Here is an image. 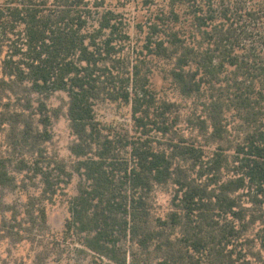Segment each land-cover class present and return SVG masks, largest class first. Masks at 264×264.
Here are the masks:
<instances>
[{"label": "trees", "instance_id": "1", "mask_svg": "<svg viewBox=\"0 0 264 264\" xmlns=\"http://www.w3.org/2000/svg\"><path fill=\"white\" fill-rule=\"evenodd\" d=\"M45 2L11 0L8 7H0V109L14 83L29 84L35 95L65 92L75 136L70 150L77 161L71 172L42 147L52 139L44 102L34 112L39 116L36 122L24 112L16 114L17 126L24 127L23 141H34L36 147L30 161L20 160L18 170L30 173L28 179H39L42 186L35 184L39 192L32 194L24 183L23 210L0 200V242L41 248L34 257L38 264H45L50 253L63 256L71 247L91 256L93 264H127L122 238L130 236L146 250L152 241L164 238L163 229L183 228L180 250L168 238L163 264H202L217 237L215 212L240 222L247 218L249 209L233 194L249 188L251 202L264 204V2L234 10L224 1L216 7L212 1L173 0L169 15L149 25L145 57L136 63L121 55L120 45L128 36L112 11L103 13L98 27L90 31L84 15L88 0H54V6L43 8ZM176 5L186 8V26H180ZM239 15L249 23L241 24ZM19 26L24 27L25 50L15 47L11 57L2 59ZM19 54L22 57L15 59ZM148 57L172 63L171 76L183 96H201L210 88L222 93H212L204 101L205 114L195 128L207 143L217 145L211 158L197 139L178 129L175 104L157 99L147 75L150 70L143 72ZM130 64L134 65L128 69ZM103 97L131 104L136 135H122L97 120L95 105ZM229 111L239 119L243 135L228 148L234 150L235 175L223 180V169L230 167L224 153ZM8 162L0 155V188L18 185ZM74 173L80 177L78 191L68 201L70 216L57 238L46 232V204L54 202ZM170 181L178 190L177 210L157 220L161 230L152 229L151 194L155 185ZM233 222L220 233L236 231ZM46 236L52 237L51 249L45 245Z\"/></svg>", "mask_w": 264, "mask_h": 264}, {"label": "rangeland", "instance_id": "2", "mask_svg": "<svg viewBox=\"0 0 264 264\" xmlns=\"http://www.w3.org/2000/svg\"><path fill=\"white\" fill-rule=\"evenodd\" d=\"M11 0H0V7H8ZM38 2L42 0H37ZM43 8L54 6V0H46ZM89 7H85L84 15H87L88 30L92 31L99 25V18L107 11H112L118 16L119 21L123 22V30L127 34L128 39L122 43V56L128 60L137 62V58L143 59L146 54L145 45L148 43L149 25L157 22L159 16L163 14L169 15L173 7V0H88ZM201 3H215L216 7L232 3L234 10L239 7L254 6L257 3H262L264 0H196ZM180 14V26H186L184 22L188 17L184 6L174 7ZM238 19L241 24L249 23L243 21L240 15ZM160 22V21H159ZM24 27L19 26L15 34H11V40H8L3 49L2 59L11 57L15 52V47L25 50L24 45ZM143 52V53H142ZM143 54V55H142ZM22 57H14L18 59ZM147 59V58H146ZM149 64L143 66V72L148 70V78L157 99L174 103L179 112L180 121L178 129L189 139H197L198 142L205 148L207 159L211 158L216 149L215 143H207L206 139L199 134L195 129L198 120L204 116V101H208L214 91L205 89L201 96L186 97L181 94L175 85L171 76L172 63L163 59H153L148 57ZM134 64L127 65L130 69ZM143 65V64H142ZM225 74L221 77L224 78ZM12 91L8 93L7 98L2 102L3 107L0 109V155L9 158L7 168L11 175L15 178L17 187L0 188V200L3 199L6 203L12 204L23 210L26 205V194L22 186L26 182L29 185L28 192L35 194L39 192L42 186L39 179H28L30 173L21 172L18 170L20 160L26 159L30 161L34 148V141H29V145L25 144L22 139V131L24 127L17 126L16 114L24 112L25 117L35 122L39 116L34 115L41 102L47 106V113L51 119L49 131L52 134V139L43 143L42 147L47 152V155L55 157L62 161L67 166V169L73 172L77 159L71 153L70 147L75 140L70 121L68 118L69 98L65 92H55L48 96L35 95L29 90L27 83L12 84ZM219 93V94H218ZM214 94L221 95V92ZM29 108V110H27ZM95 115L99 122L103 125L110 126L116 132L132 136L137 134V127L132 118L131 104L122 101H113L106 98H101L95 105ZM175 116V115H174ZM228 137L224 143L226 153L230 158L229 169H223V180H228L234 177L236 163L234 162V150L228 149L229 146H234L236 141L242 137L239 131L240 121L234 112L227 113ZM203 118V117H202ZM4 120V121H3ZM6 122V123H4ZM33 123V122H32ZM34 125V123H33ZM17 126V127H16ZM205 144H208L205 146ZM205 182V180H203ZM80 177L74 173L69 184H62L64 189L60 191L53 203H47L48 227L46 232L53 234L57 238L62 237L65 221L69 218V199L77 194ZM38 186L35 188L33 186ZM252 192V191H251ZM178 195L177 186L172 182L155 185L150 197V213L152 229L161 230L158 227V219H167L169 214L177 210L175 207V199ZM237 198V201L248 208L247 218L244 222L235 220L232 216L222 214L217 210L214 218L219 222L216 225L215 232L217 237L211 244L208 252L203 255L202 264H215L216 262H226L230 260L233 264H264V204H254L251 202V194L249 188L238 190L232 195ZM10 216V215H8ZM228 221H234L232 225L235 227L234 232L230 235L225 233L222 235L223 228ZM163 239L152 241L148 249L144 250L132 241L131 237L122 238L121 244L124 250L128 252L127 264H163V261L168 256L167 246L165 244L168 238L174 241L175 250H180L181 245L179 239L183 238V228H166ZM45 245L49 243L51 249L52 237L44 238ZM43 240V241H44ZM164 243V244H163ZM161 247V248H160ZM67 251L60 257L54 253H50L45 264H55L54 261L60 260L61 264H93L91 256H86L74 249ZM41 251V248L31 245L30 243L14 244L11 240L0 242V264H38L35 262V254ZM198 258V254L194 253ZM219 264V263H218ZM222 264V263H221Z\"/></svg>", "mask_w": 264, "mask_h": 264}]
</instances>
